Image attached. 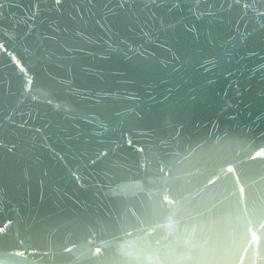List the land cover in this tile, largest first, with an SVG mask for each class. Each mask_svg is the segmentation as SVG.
<instances>
[{
    "label": "water",
    "instance_id": "water-1",
    "mask_svg": "<svg viewBox=\"0 0 264 264\" xmlns=\"http://www.w3.org/2000/svg\"><path fill=\"white\" fill-rule=\"evenodd\" d=\"M0 44V264H264V0H0Z\"/></svg>",
    "mask_w": 264,
    "mask_h": 264
},
{
    "label": "snow or ice",
    "instance_id": "snow-or-ice-1",
    "mask_svg": "<svg viewBox=\"0 0 264 264\" xmlns=\"http://www.w3.org/2000/svg\"><path fill=\"white\" fill-rule=\"evenodd\" d=\"M60 2H61V0H56L57 4H59ZM153 2H155V0H153ZM245 7H248V5L245 4ZM2 47H3V45L0 44V48H2ZM17 63H19V61H17ZM256 155L257 156H264V150L257 152ZM229 171H231V169H229ZM165 199H167V197H165ZM172 203H175V202H172ZM3 231H4V229L0 228V232H3ZM97 251H99V249H97ZM20 255H23V253H20Z\"/></svg>",
    "mask_w": 264,
    "mask_h": 264
}]
</instances>
